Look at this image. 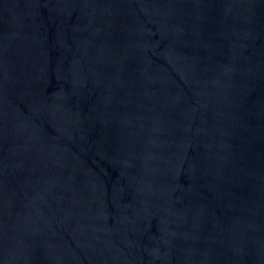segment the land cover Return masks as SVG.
I'll return each mask as SVG.
<instances>
[{
    "label": "water",
    "instance_id": "1",
    "mask_svg": "<svg viewBox=\"0 0 264 264\" xmlns=\"http://www.w3.org/2000/svg\"><path fill=\"white\" fill-rule=\"evenodd\" d=\"M0 264H264V0H0Z\"/></svg>",
    "mask_w": 264,
    "mask_h": 264
}]
</instances>
